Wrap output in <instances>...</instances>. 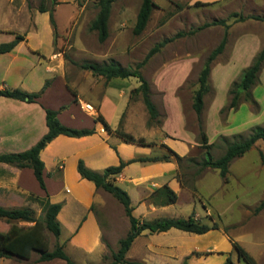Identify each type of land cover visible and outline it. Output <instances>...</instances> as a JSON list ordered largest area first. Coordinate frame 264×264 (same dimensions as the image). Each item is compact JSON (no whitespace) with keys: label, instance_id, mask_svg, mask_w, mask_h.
I'll return each mask as SVG.
<instances>
[{"label":"crops","instance_id":"crops-1","mask_svg":"<svg viewBox=\"0 0 264 264\" xmlns=\"http://www.w3.org/2000/svg\"><path fill=\"white\" fill-rule=\"evenodd\" d=\"M214 1L218 0H192L194 3ZM48 16L42 18L41 26L34 17L33 26L23 30L24 33L0 25V44L12 42L17 36L23 37L10 51L0 54V91L17 89L38 93L45 82H49L35 102L0 96V155L26 151L43 137L47 133L46 109L58 110L57 119L63 126L93 130V133L78 138L57 136L40 152L45 190L40 188L31 169L0 163V205L2 200L9 199H18L17 204L22 206L37 204L30 200L31 196L61 204L57 215L61 233L57 240L66 255L75 264H100L103 255L117 251L118 241L127 235L130 224L122 205L106 192L96 189L91 181L81 178L77 164L82 161L88 169L102 172L122 161L126 165L112 177V181L129 195L134 219L142 223L191 216L201 223L194 196L176 177L178 167L174 160L130 162L166 154L162 145L181 157L199 150L189 143L186 117L177 94L194 61L188 56L183 60L182 68L162 71L174 77L179 75V78L168 87L158 88L162 94V107L153 103L163 116L160 129H154L147 126L142 105L131 103L130 92L138 86L123 88L115 81L118 78L106 81L99 77L100 80L90 85L92 92L89 89V93L81 95L74 91L73 95L68 90L70 86L66 82L60 54L54 51L53 29ZM243 39L235 42L226 64L212 68L214 99L204 119L208 143L234 132L222 125L219 111L228 101L231 82L251 64L259 51L255 42ZM213 77L217 78L216 81ZM150 92L153 96V89ZM252 95L262 109L264 95L256 88ZM81 101L90 103L95 114L84 112ZM243 106H239L238 112L245 108ZM62 107L65 108L60 110ZM99 115L112 130L121 122L125 133L151 144L127 143L108 134L103 124L96 121ZM163 186L178 196L175 203L162 204L157 194ZM205 213L209 216L207 208ZM234 255L232 242L221 229L210 228L204 234L170 229L160 233L142 231L133 240L125 259L138 264H182L186 259L187 264H224L228 258L234 261Z\"/></svg>","mask_w":264,"mask_h":264},{"label":"rangeland","instance_id":"rangeland-1","mask_svg":"<svg viewBox=\"0 0 264 264\" xmlns=\"http://www.w3.org/2000/svg\"><path fill=\"white\" fill-rule=\"evenodd\" d=\"M153 1L158 8L152 11L144 31L138 36L133 35L132 29L141 0L116 1L112 5L108 21V37L104 42H99L97 33L90 30V24L98 12L96 0H59L53 12L56 25L55 34L53 33L54 51L60 54L68 86L82 95L85 92L89 93V89L92 92L90 85L93 81L100 80L89 70L82 68L83 64L102 65L114 62L124 68L135 70L154 45L170 39L139 71L148 82L150 89H153L152 102L162 107V94L158 92V88L168 87L171 82L179 78V75L174 77L173 74H164L162 71L169 68L174 70L182 68L185 63L183 60H186L188 56L194 61L193 68L184 79L177 94L181 99L186 117L185 129L189 134V143L196 145L199 149L185 157L199 161L205 155V150L198 144V122L191 106L192 95L198 87L197 77L203 63L221 42L225 26L217 24L199 28L214 21H223L227 26L225 47L213 62L211 71L215 65L227 63L228 56L232 54L233 46L239 39L247 38L245 40L255 42L260 51L264 46V21L256 20L255 17L264 19V0H218L199 5H195L192 0ZM41 4L49 8L50 0H0V25L24 33L23 30L31 29L35 17L41 26L42 18L45 15L48 16V13H39L38 8ZM46 22L49 24L47 17ZM216 79L213 77L214 81ZM218 79L223 80V77L218 76ZM115 81L124 86L123 88L139 85L137 78L134 77L118 78ZM209 85L210 90L204 97L201 115L204 127L207 110L214 99L211 72ZM254 88L264 95V64ZM135 102L140 103L145 109L141 95L131 99L132 104ZM227 104L228 101L224 106ZM242 104L245 108L240 112L238 107L233 112L219 114L222 125H227L234 131L228 136L231 141L239 140L240 138L236 136L238 134L241 138H245L250 128L254 126L264 128V104L262 109L258 102V108L245 103L240 105ZM231 113L233 116H230ZM146 115L148 121L147 112ZM162 116V113L159 114V123L151 125L154 129H160ZM224 150L225 144L216 139L209 152L213 158H218ZM260 153L264 157V141L261 140L257 141L242 157L231 162L227 181L220 178L216 170L210 168H205L198 173V167L190 162H184L178 170L184 187L188 190L191 186L195 188V193L192 195L195 198L201 223L221 229L230 241L239 244L256 264H264V208L259 212L256 211L259 204L264 201V165ZM200 199L204 206H201ZM18 202V199L2 200L1 206L28 207L33 210L35 218L40 215L38 204L22 206L18 205ZM206 208L209 216H206ZM13 225L26 227L29 224L7 223L0 219V234L6 233ZM47 237L49 250H52L59 242L49 234ZM103 257L106 259L102 258L100 264L112 262L111 253ZM236 257L235 252L232 264H243ZM0 264L66 263L59 259L39 262L38 255L33 253L27 260L0 258Z\"/></svg>","mask_w":264,"mask_h":264},{"label":"trees","instance_id":"trees-1","mask_svg":"<svg viewBox=\"0 0 264 264\" xmlns=\"http://www.w3.org/2000/svg\"><path fill=\"white\" fill-rule=\"evenodd\" d=\"M59 0H50V7L47 8L43 4L38 8L39 13H48L49 21L55 34L56 25L53 18L54 7L58 4ZM118 0H96V6L98 12L90 24V30L97 33L99 42H104L108 37V21L110 18L112 5ZM201 3L196 2L195 5ZM158 6L153 0H141L135 24L132 29L134 36L140 35L151 16V13ZM256 20H262L263 18L255 17ZM224 25L225 31L221 42L215 47L206 60L203 63L197 77V89L192 95V110L197 117L198 127V144L205 150V155L199 161L193 158H186L177 155L174 151L170 150L165 145L162 147L167 151L166 154L158 157L151 158H139L130 162H159L174 160L177 164L178 170L184 162H190L198 167V173L205 169L210 168L216 170L220 178L227 181V175L229 173V166L234 159L242 157L247 153L254 144L261 140L264 141V128L260 126H254L250 128L248 135L245 138H241L238 134L239 140L231 141L230 138L225 136H219L218 140L225 144V150L218 158H213L209 150L214 146V143H208L206 133L204 131V123L202 120V111L204 106V97L210 90L209 76L211 72V66L218 55H220L225 47L227 38V26L223 21H214L211 24H204L199 29L209 27L211 25ZM181 36V34H178ZM23 39L22 36H17L16 39L9 43L0 44V54L10 51L14 46ZM170 39L156 44L147 53L141 63H139L135 70L130 68H124L117 63L109 64H92L85 63L82 68L89 70L95 77H102L106 81L111 79H126L130 77L137 78L139 85L137 88L131 90L130 100L136 96L141 95L142 103L148 114L147 126H151L154 123H159V113L151 100L150 86L145 78L140 73L139 69L154 55L156 54ZM264 64V46L253 57L251 64L242 70L237 80L233 81L228 89V104L220 109L219 114L224 112L235 111L241 103L249 104L252 107L258 108V104L253 98L252 90L257 84L258 74ZM49 82L46 81L42 90L38 93H26L17 89H5L0 91V96L17 99L26 102H35L42 94L44 89L48 86ZM68 90L75 95V92L68 87ZM62 107L60 110H63ZM58 110H45V124L47 127V133L30 149L10 154H1L0 163L14 166L18 169L29 168L33 171L34 177L38 182V185L42 190H45V184L43 180L44 165L40 160V152L57 136L63 135L67 137H83L93 133V130L87 129H73L60 124L57 119ZM96 121L103 124L104 130L111 135H114L124 142L134 143L139 145H150L151 143L145 142L143 138H134L132 135L125 133L122 129L121 122L119 126L112 130L99 115ZM262 164L264 165V157L260 153ZM126 163L120 162L116 167H109L102 172H96L88 169L82 161H78L77 172L81 178L91 181L96 189H100L109 194L114 200H116L124 209V213L128 218L130 224V230L127 235L118 241V249L116 252L111 253L112 262L110 264H138L127 261L125 259L126 253L129 250L133 240L145 230L150 233L165 232L170 229H177L184 232L193 234H204L210 228L207 225L194 220L191 216L186 219H160L152 222H142L134 219L131 215L130 198L126 191L120 187L114 185L112 177L118 175ZM176 172V177L180 183L181 181L179 171ZM189 191L194 194L195 188L191 186ZM158 197H161V202L164 205L175 203L178 196L171 191L167 186H163L159 189ZM30 200L36 202L40 206V215L35 218L34 212L28 207L21 208H5L0 205V219L5 220L7 223H28L26 227L11 226V228L4 234H0V258L10 259L16 258L21 260H27L35 253L38 255L39 262H48L55 259L65 261L66 264H75L65 253L63 245L56 244L52 250H49V243L47 235H51L57 240L61 233L60 224L57 221V215L61 209V204H51L48 199H39L38 197L31 196ZM264 208V201H262L257 207L256 211L259 212ZM232 247L236 252L237 258L242 261L243 264H256L254 260L246 253V251L236 242H232ZM208 253H205V255ZM106 259V257H103ZM187 260V259H186ZM186 260L182 264H187ZM224 264H232L231 259H227Z\"/></svg>","mask_w":264,"mask_h":264},{"label":"built area","instance_id":"built-area-1","mask_svg":"<svg viewBox=\"0 0 264 264\" xmlns=\"http://www.w3.org/2000/svg\"><path fill=\"white\" fill-rule=\"evenodd\" d=\"M81 107H82L84 112H86L88 114H95V109L90 103L85 102V101H81Z\"/></svg>","mask_w":264,"mask_h":264}]
</instances>
